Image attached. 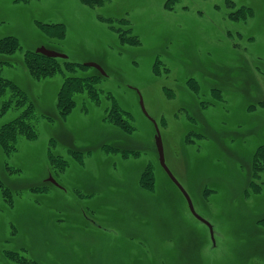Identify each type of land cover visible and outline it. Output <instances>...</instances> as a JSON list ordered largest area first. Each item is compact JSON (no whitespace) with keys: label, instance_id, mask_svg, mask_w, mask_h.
Returning <instances> with one entry per match:
<instances>
[{"label":"rangeland","instance_id":"1","mask_svg":"<svg viewBox=\"0 0 264 264\" xmlns=\"http://www.w3.org/2000/svg\"><path fill=\"white\" fill-rule=\"evenodd\" d=\"M8 35L0 76L33 116L0 144V264H264V0H0ZM39 46L77 72L34 78ZM69 73L85 79L63 113Z\"/></svg>","mask_w":264,"mask_h":264},{"label":"trees","instance_id":"2","mask_svg":"<svg viewBox=\"0 0 264 264\" xmlns=\"http://www.w3.org/2000/svg\"><path fill=\"white\" fill-rule=\"evenodd\" d=\"M83 1L90 3L91 5H98V6L102 5L105 2V0H83ZM60 27L62 28V26ZM128 40L133 43L137 42L134 36L133 37L130 36ZM18 48H19V44H18V40L16 37L8 35V36L0 38V53L10 54L16 51ZM58 58L65 60L67 57L66 58H60V57L53 58V57L44 56L41 53L26 51V53H24L23 64L26 70L34 78H37V79L48 78V77L53 76L56 73H62L63 71L65 73L69 71L73 73L77 72L76 71L77 67H75L76 65L74 63H69V62L65 63L64 61L59 62ZM83 66L88 67L86 65H83ZM69 74L70 75H66L64 77V80L61 85V91H60V93L64 92L63 97L67 101L65 105L66 107L63 104V108L61 109L63 113H66V109L72 108L73 105L75 104V99L72 98L73 97L72 91L73 92L78 91L79 87H81L80 81H83L85 79L84 77H78V75H72V73H69ZM6 92H8L9 94H8L7 99H4V101L0 103V114L10 109L11 107L22 108L20 115L18 117L14 118L9 123L7 122L4 125H2L0 129V142H1L0 144L5 149V151L9 153L14 150L13 149L14 147L12 146L10 147V144L8 142L6 143L5 140L8 138L7 136L10 135L12 136V138H14V136H16L17 133L21 134L22 131H25L27 129L28 125L23 124L21 120L25 119V117L31 118L33 116V108H32V104L27 103L23 92L20 90L17 84L14 83L13 80L0 76V96H3ZM94 102L98 103L99 98H95ZM122 120H123L122 118H119L120 122ZM14 122H17V123L12 124ZM122 127L126 129L124 122H121V128ZM145 176L146 174H143V176L140 178L139 182L141 183V187L146 188V189H152L153 185L149 181L144 182V180L148 178ZM5 191L8 193V195H10L7 189ZM3 253L7 255L10 259L16 260L17 262L21 264H39V262L35 259H26V261L22 260V262H20V259H15L17 255H15L14 251H11V250L9 251L4 250Z\"/></svg>","mask_w":264,"mask_h":264},{"label":"water","instance_id":"3","mask_svg":"<svg viewBox=\"0 0 264 264\" xmlns=\"http://www.w3.org/2000/svg\"><path fill=\"white\" fill-rule=\"evenodd\" d=\"M35 52L37 53H41L44 56L47 57H60V58H66L67 56L61 52L52 50V49H48L44 46H39L35 49ZM84 65L89 66V67H94L95 69H97L99 71V73H101L102 75H105V71L103 70V68L101 67V65H99L96 62L93 61H89V62H85ZM140 99V105L141 108L143 110V112L147 115V112L144 108L143 105V101L141 96L139 97ZM154 122V121H153ZM154 127H155V135H154V143H155V147L157 150V154H158V161L160 166L163 168V170L165 171V173L168 175V177L170 178V180L178 187V189L181 191L182 195L184 196L186 203L188 205L189 210L191 211V213L200 221H202L209 229L210 235L213 239V230H212V226L210 225V223L208 221H206L205 219L201 218L195 211L192 200L189 196V194L186 192V190L182 187V185L177 181V179L174 177V175L172 174V172L170 171V169L167 167L166 163H165V159H164V151H163V143H162V139H161V135H160V131L159 128L157 126V124L154 122ZM49 181H51L54 185H57V182L49 177L48 178ZM91 222L96 225L97 227H100L99 224H97L94 220H91Z\"/></svg>","mask_w":264,"mask_h":264}]
</instances>
